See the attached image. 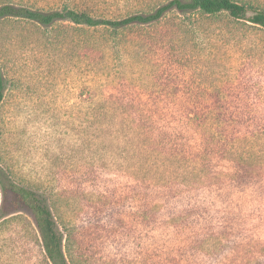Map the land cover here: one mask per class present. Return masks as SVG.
Here are the masks:
<instances>
[{
    "label": "rangeland",
    "instance_id": "1",
    "mask_svg": "<svg viewBox=\"0 0 264 264\" xmlns=\"http://www.w3.org/2000/svg\"><path fill=\"white\" fill-rule=\"evenodd\" d=\"M23 1L44 9L68 2L108 18L164 2ZM182 17L119 33L0 23L8 80L0 153L19 184L48 197L80 264H264V165L228 156L233 139L264 127V31L222 15L185 32L173 27ZM113 100L144 113L160 148L197 157L180 167L193 168L186 180L103 165L113 139L100 136L87 108ZM191 103L209 110L202 125L188 124ZM13 226L0 230V264H44Z\"/></svg>",
    "mask_w": 264,
    "mask_h": 264
},
{
    "label": "trees",
    "instance_id": "2",
    "mask_svg": "<svg viewBox=\"0 0 264 264\" xmlns=\"http://www.w3.org/2000/svg\"><path fill=\"white\" fill-rule=\"evenodd\" d=\"M222 15L264 31V5L258 0H164L156 8L134 12L121 18L97 16L90 10L70 6L68 2H64L61 8L44 9L38 8L33 2L0 0V23L27 21L53 28L58 23L70 22L84 29L104 27L118 33L133 27L155 25L168 18L178 19L179 16L183 17L177 22L173 21V27L188 32L189 28L197 27L194 26L197 19H212ZM191 24L192 26H188ZM5 67L0 58V104L7 89ZM200 93L205 94L204 91L195 94ZM192 105L185 106V118L188 124L195 122L202 125L210 118V112L206 110L201 113ZM87 109L93 122L97 125L99 123L100 136L113 139L112 150L106 151L110 153L109 159L106 155L101 157L103 165H113L115 169L142 178L163 177L169 180L179 179L181 176L186 180L191 175L193 168L180 170V167L188 165L190 161L196 163L197 157H186L173 149L167 152L160 148L164 144L153 135L154 128L147 126L144 113L140 115L138 110L135 111L137 115L131 113L130 108L119 100L109 105L107 102L92 104ZM109 115H113L112 119L107 118ZM137 116L145 119L137 120ZM237 124L241 127V122ZM1 136L0 120V147ZM230 146L228 156L231 159L243 164L264 165V127L238 136L230 142ZM12 173L4 164L0 153V230L11 228L12 225L19 227L18 232L38 245L44 264H80L73 260L67 237L65 238V233L55 219L48 197L19 184ZM9 199L13 200L12 207L9 206Z\"/></svg>",
    "mask_w": 264,
    "mask_h": 264
}]
</instances>
